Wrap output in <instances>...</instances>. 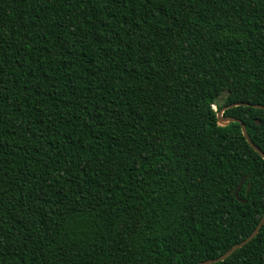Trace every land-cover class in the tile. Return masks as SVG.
<instances>
[{
	"label": "trees",
	"instance_id": "obj_1",
	"mask_svg": "<svg viewBox=\"0 0 264 264\" xmlns=\"http://www.w3.org/2000/svg\"><path fill=\"white\" fill-rule=\"evenodd\" d=\"M234 102L264 105V0H0V264H197L243 241L264 158L218 124ZM224 115L264 151V109ZM257 233L213 264H264Z\"/></svg>",
	"mask_w": 264,
	"mask_h": 264
},
{
	"label": "water",
	"instance_id": "obj_2",
	"mask_svg": "<svg viewBox=\"0 0 264 264\" xmlns=\"http://www.w3.org/2000/svg\"><path fill=\"white\" fill-rule=\"evenodd\" d=\"M236 106H251V107H255V108H259V109H264V105L263 104H252L249 102H234L232 104H229L227 106L220 108V110L217 112V121H218V124L221 126L227 125V124L232 123V122L240 123L242 133H243L244 137L246 138V140L248 141V143L250 144V146L253 148L254 151L258 152L264 158V151H261L260 148L251 140V138L247 132L245 123L240 118H237L234 116L224 115V112L228 108H232V107H236ZM257 123H260L259 119H257ZM244 180H245V178L240 182L239 186L237 187V189L235 191L236 198L243 203L246 202V199H242L239 196V190H240ZM263 225H264V214H263L262 218L260 219L257 227L254 230H252L251 234L247 238H245L243 241H241V242L237 243L236 245H234L233 247H231L228 251H226L221 256L216 257V258L203 260V261L198 262L197 264H213V263H218L220 261L225 260L234 251H236L237 249L243 247L245 244L250 242L258 234L257 233L258 230H260L263 227Z\"/></svg>",
	"mask_w": 264,
	"mask_h": 264
},
{
	"label": "rangeland",
	"instance_id": "obj_3",
	"mask_svg": "<svg viewBox=\"0 0 264 264\" xmlns=\"http://www.w3.org/2000/svg\"><path fill=\"white\" fill-rule=\"evenodd\" d=\"M222 102H223V97H220L218 100H217V102H216V107H215V109L216 108H218L219 107V105H221L222 104Z\"/></svg>",
	"mask_w": 264,
	"mask_h": 264
},
{
	"label": "built area",
	"instance_id": "obj_4",
	"mask_svg": "<svg viewBox=\"0 0 264 264\" xmlns=\"http://www.w3.org/2000/svg\"><path fill=\"white\" fill-rule=\"evenodd\" d=\"M215 108V107H214Z\"/></svg>",
	"mask_w": 264,
	"mask_h": 264
}]
</instances>
